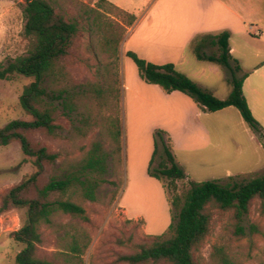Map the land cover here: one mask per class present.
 Segmentation results:
<instances>
[{
	"label": "rangeland",
	"instance_id": "1",
	"mask_svg": "<svg viewBox=\"0 0 264 264\" xmlns=\"http://www.w3.org/2000/svg\"><path fill=\"white\" fill-rule=\"evenodd\" d=\"M46 1L66 20H75L79 24V32L68 54L61 60L51 85L55 91L63 88L74 91L79 98L75 102L76 112L70 118L61 112L56 115L55 123L62 127V138L31 134L33 142L59 154L57 162L46 169L39 184L42 186L49 177L60 175L68 166L79 163L96 140L103 143L106 151H112L107 131L114 118H117L120 131L121 151L109 159L107 183L98 191L96 202H85L73 191L62 198L81 206L87 221L57 211L51 216L49 224L40 226L38 258L52 264H127L119 257L137 252L142 245H150L156 236H169V198L184 195L189 182H225L228 177L249 178L264 172V145L245 125L239 112L227 108L215 113L200 112L201 117L195 121L203 126L205 135L195 143L193 150H184L191 142L187 145L188 140L179 134L178 140L186 146L175 153L177 163L185 171V180L175 183L164 181L165 191L162 182L147 176L154 149V131H164L170 137L164 126L169 123L171 130L176 128L161 115H151L146 107L138 109L141 110V116H138L133 101L125 102L127 77L130 79L135 75L140 78L135 65L123 51L128 30L135 23L130 24L129 15L137 19L151 14L155 18L159 12L166 14L164 9L167 6L176 12L184 8V4L188 8L192 5L199 7L198 0ZM238 2L242 9L233 6L246 22L254 30L257 26L264 29V0ZM22 8V0H0V64L25 54L28 49V42L23 37ZM229 48L234 50L230 52L231 59L237 61L243 75L248 74L264 58H252L255 52L264 51V35L260 38L248 34L235 35L229 41ZM203 52L215 54L216 48L206 44ZM177 72L186 74L219 100L226 99L230 94L229 71L198 61L193 54V46L185 51ZM242 74L239 73L238 78ZM31 81L21 76L0 81V128L12 120H28L19 107L18 98L23 87ZM97 89L101 91L100 102L84 100L82 91ZM262 92L264 101V86ZM245 94L255 108L257 93L253 79L245 84ZM254 110L261 121L253 117L264 130V108L261 109L262 115ZM135 115L137 118H134ZM147 116L153 118L152 122L146 120ZM81 118L88 120L82 128L86 136L74 130L82 126L79 122ZM151 124L156 126L152 130ZM23 158L16 143L0 147V198L32 173L30 163H21ZM205 213L210 217L209 230L192 250L195 263L264 264V200L253 199L240 224L235 220L233 210H221L208 204ZM23 220V210L0 215V264H16L15 257L22 245L13 242L9 235L22 226Z\"/></svg>",
	"mask_w": 264,
	"mask_h": 264
},
{
	"label": "trees",
	"instance_id": "2",
	"mask_svg": "<svg viewBox=\"0 0 264 264\" xmlns=\"http://www.w3.org/2000/svg\"><path fill=\"white\" fill-rule=\"evenodd\" d=\"M22 2L23 37L28 42V49L25 54L0 64V81H9L15 76L32 79L23 87L18 98L19 107L28 120H12L1 127L0 147L18 144L24 157L21 163H30L33 171L1 196L0 215L12 210L24 211L22 226L9 235L13 242L22 245L15 257L16 264H52L36 256L41 243L40 226L49 224L51 216L57 211L88 220L81 206L62 198L73 191L85 202L97 201L98 191L107 183L109 159L121 151L120 131L117 118L112 119L107 131L112 151H106L103 143L96 140L79 163L68 166L60 175L49 177L42 186L39 184L41 176L57 162L59 154L33 142L31 134L62 138V127L55 123L57 113L70 118L76 112L75 102L79 96L65 88L55 91L51 85L80 27L77 21H68L57 13L46 0ZM129 16L130 24L134 23L135 16ZM229 38L230 33L222 31L216 35H198L191 42L197 60L214 63L229 71L231 91L224 100L217 99L209 90L177 72L174 64L155 65L132 52H126L125 56L133 62L143 82L158 86L166 94L180 92L203 112L215 113L229 107L236 109L245 125L264 145V130L253 117L243 96L245 76L238 78L241 69L236 61L231 65ZM206 44L215 47L216 53L205 54L203 48ZM82 92L85 101H101V91L98 89ZM87 121L81 118L79 122L82 126L74 130L86 136L82 128ZM153 144L147 175L162 183L185 180V171L176 161L170 137L164 131L156 130ZM163 188L166 191L164 183ZM255 198L264 200V172L249 178L228 177L225 182H189L184 195L169 198V236H156L150 245H142L137 252L120 256L119 260L127 264H197L193 260L192 250L209 230L210 217L205 213V207L213 204L221 210H233L234 218L240 224ZM239 229L242 228L239 226Z\"/></svg>",
	"mask_w": 264,
	"mask_h": 264
},
{
	"label": "crops",
	"instance_id": "3",
	"mask_svg": "<svg viewBox=\"0 0 264 264\" xmlns=\"http://www.w3.org/2000/svg\"><path fill=\"white\" fill-rule=\"evenodd\" d=\"M198 1L200 3L199 7L192 5L188 8V5L185 7L184 4V8L176 12L167 6L164 9L166 14L159 12L155 18H152L151 14H144L140 18H137L128 30L123 42V51L125 53L132 52L139 58L155 65L174 64L178 71L185 51L191 46V42L198 35H216L222 31H228L230 33L229 41L235 35L245 36L248 34L259 38L264 35L262 26L261 28L257 26L254 30L253 26L249 25L239 13V10L234 8L235 6L242 9V5L238 0ZM229 49L230 52L234 51L231 48ZM262 57H264V51H257L252 55V58L255 60ZM232 62L234 60L231 59ZM240 73L242 74L241 71ZM242 76H245L242 84L243 96L251 113L260 122L261 120L255 114L254 109L258 111V115L263 114L261 113V109L264 108L262 92L264 86V58L261 63L253 66L248 74H242ZM252 79L257 93V101H254L255 108L251 106L245 94V84ZM126 82L127 84L124 85L125 102H128V100L133 101L134 111H137L138 116H141V110L139 111L138 109L146 107L149 113H152L151 115L154 117L161 115L167 122L170 120L172 127L176 128L174 131L171 130L172 128H169V123L167 126H164L165 131H167L172 139L175 157L177 150L180 147L182 149V147L186 146L184 142L178 140L180 133L188 140L187 145H190L191 142V145L184 150H193L195 143L205 135L203 126L195 121L196 118L202 115L200 113L201 110L196 107L197 105L180 92L166 94L158 86L146 84L135 75L130 77V79L127 77ZM134 118H137V115ZM152 119L151 116L150 118L148 116L146 118L147 121H151ZM154 127L156 126L151 124L150 129L152 130Z\"/></svg>",
	"mask_w": 264,
	"mask_h": 264
}]
</instances>
